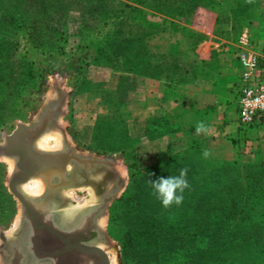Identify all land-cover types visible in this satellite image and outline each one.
Here are the masks:
<instances>
[{
    "label": "rangeland",
    "instance_id": "1",
    "mask_svg": "<svg viewBox=\"0 0 264 264\" xmlns=\"http://www.w3.org/2000/svg\"><path fill=\"white\" fill-rule=\"evenodd\" d=\"M17 1L23 25L9 24L0 34V143L18 122L36 116L59 87L64 94L61 130L76 151L119 164L126 180L120 197L131 194L126 191L137 170L130 165L144 169L145 140L127 137L142 97L141 78L150 76L153 85L162 81L171 89L193 79L197 70L213 72L222 50L264 38V0ZM244 129L251 141L243 152L212 154V164L238 161L243 166L238 178L230 172L229 181L216 185L222 199L211 206L221 210L212 221L215 228L184 229L180 241L157 237L147 222L122 214L119 197L101 225L111 242L99 241L107 255L115 254L116 264H264V120ZM5 159H0V232L14 230L20 217V204L7 187ZM71 191L88 199L92 193L90 188ZM69 197L65 208L75 204ZM228 200L243 206L224 214ZM209 207L189 205L186 212L207 213ZM166 219L160 224L170 231L174 221Z\"/></svg>",
    "mask_w": 264,
    "mask_h": 264
},
{
    "label": "water",
    "instance_id": "2",
    "mask_svg": "<svg viewBox=\"0 0 264 264\" xmlns=\"http://www.w3.org/2000/svg\"><path fill=\"white\" fill-rule=\"evenodd\" d=\"M63 104L64 94L58 87L57 95L45 102L36 116L26 123L18 122L12 132L4 136V141L0 143V158L12 161L7 187L20 204L19 222L27 223L32 231V248L37 261L35 264H77L82 259L91 260L88 253H95L99 257L96 264H109L107 254L99 246V241L104 244L111 242L105 235L100 220L125 189V175L116 161L103 156L82 154L69 144L61 130ZM55 129L62 134V146L56 149L39 146L38 142L43 135ZM51 177L53 182L49 180ZM32 179L42 184L43 191L49 185H54V189L64 193L66 203L60 207L54 206L48 211L35 207L32 199L33 195L38 194H29L24 190L25 183ZM79 188H90L94 194V200L78 212L87 215L86 222L92 221L91 226L97 232V237L90 246L71 241L82 227L63 228L48 217L51 213L60 214L62 208L71 204L72 200L65 191ZM21 223L18 224L19 227L16 226L15 231L21 227ZM85 225L86 223L83 227L87 234L89 227ZM5 233L0 232L3 245L0 255L2 264H9L10 236ZM46 257L51 258L52 263L43 262Z\"/></svg>",
    "mask_w": 264,
    "mask_h": 264
},
{
    "label": "crops",
    "instance_id": "3",
    "mask_svg": "<svg viewBox=\"0 0 264 264\" xmlns=\"http://www.w3.org/2000/svg\"><path fill=\"white\" fill-rule=\"evenodd\" d=\"M242 46L222 50L213 72L208 67L197 70L193 79L171 89L163 87L162 81L153 85L150 76L141 78L142 97L133 109L128 136L145 140L140 156L144 169L164 163L170 166L174 160L183 163L205 152L229 156L244 151L251 140L237 122L233 92L239 68L236 56ZM154 119L164 120L165 128L158 127L154 133ZM200 124L205 130L197 132Z\"/></svg>",
    "mask_w": 264,
    "mask_h": 264
},
{
    "label": "trees",
    "instance_id": "4",
    "mask_svg": "<svg viewBox=\"0 0 264 264\" xmlns=\"http://www.w3.org/2000/svg\"><path fill=\"white\" fill-rule=\"evenodd\" d=\"M19 3L20 1L17 0H0V34L1 31H5L7 29L6 27L9 26V24L12 26L18 23V25L14 26L17 28L18 26L20 27L23 25L24 16H21L18 9L20 7ZM162 122H164V120H152L151 127L154 133L157 131L158 127L160 129L165 128L166 123ZM154 123H156L155 127ZM127 137H129L128 134ZM109 150H116V148L112 147L109 148ZM212 157V154H208L207 156L204 154L201 156L193 155V157L183 163L182 161L176 163L174 160L170 166L166 163L158 164L155 167L145 168L142 171H138L137 165L132 163L130 168L137 170V173L136 177L133 178L132 185L126 191L127 194H131L124 195L116 200L117 204L120 203L124 206L121 207V209L123 208L122 214L126 216H137L136 220L139 222H147V224H149L148 226L152 227V229L156 231L154 233L155 236H171L175 238L176 241H180L184 229L191 230V228H193L194 230H197L199 227L215 228L212 221H214L216 217L221 214V210H218L215 206H211L214 204L213 201L221 202L220 199H222L221 192L216 190V185L218 182L229 181L231 176L227 173L230 172L236 171V177L238 178V168L241 167L242 169L243 166L240 165L238 161H220L216 162V164H212L214 163ZM206 163H209V165ZM178 164L180 168H175V165ZM206 165H208V169H206ZM212 168L216 169L214 170ZM181 169H187L186 179L189 184V187L184 191L183 203L179 206L174 204L168 208H164L153 193L150 181L155 180L159 176L166 177L168 175H178ZM197 182H201L202 185L197 187ZM240 199V201H243L242 195L240 196ZM204 202L205 204H210L207 213L189 214L186 212V210H189V205L202 204ZM241 204L242 202L238 204V202L232 203L228 200L224 203L222 211L224 214H231L232 211H237L239 207L243 206ZM130 210L131 212H128ZM240 210L242 211L243 207L240 208ZM216 214L218 216H216ZM167 216L172 217V220L174 221L170 231H164L163 226L160 224L162 221L167 220ZM224 218L225 217H223V219ZM151 222L154 224H151ZM137 227L138 225L134 228ZM218 232V228H216L213 234H220V232ZM193 234L194 233L191 235ZM210 235H212V233Z\"/></svg>",
    "mask_w": 264,
    "mask_h": 264
},
{
    "label": "bare ground",
    "instance_id": "5",
    "mask_svg": "<svg viewBox=\"0 0 264 264\" xmlns=\"http://www.w3.org/2000/svg\"><path fill=\"white\" fill-rule=\"evenodd\" d=\"M59 131L58 130H52L50 132H47L46 134L43 135V137L39 140L38 144L39 146L47 149H54L58 148L61 144V138L59 136ZM0 159H4L0 158ZM8 164H9V170H11L12 166V161L8 158L5 159ZM49 180H52V177L49 178ZM53 182V180L51 181ZM49 185V184H48ZM54 185H49L44 191H43V186L42 184L36 180L32 179L29 180L27 183L24 185V190L29 193V194H38V195H33V203L35 207H39L41 209L49 210L50 208L57 206L60 207L64 202L66 203L65 197L63 196L62 191H58L52 187ZM66 194L68 196H71L75 199V204H72L71 207L68 208H62L64 211L60 214L58 213H51L50 219L52 222L59 224L63 228H73L74 224L77 227H83L84 223L87 221V215L86 214H79L80 208H83L85 203L87 201L93 200L94 199V194L93 192L90 194V198H83L75 195L71 189L70 191H66ZM83 206V207H82ZM76 213V214H75ZM62 214V215H61ZM75 214V215H74ZM62 217H61V216ZM74 215V216H73ZM73 216V218H71ZM71 218V219H70ZM70 219V220H69ZM21 221L19 218H17L15 226H18L19 222ZM105 222V217L101 218L100 224L102 225ZM19 227V226H18ZM17 228V227H16ZM6 236H10V240L8 242V258L10 260L9 264H29L30 258L33 260L32 264H35L36 257L35 253L33 250V243L31 241V235L32 231L29 229L27 223H21V227L15 230H8L6 231ZM99 246L103 247L101 243ZM101 247V248H102ZM103 249V248H102ZM104 250V249H103ZM4 251L5 248H4ZM106 253V251H105ZM96 255L95 253H93ZM107 254V253H106ZM108 257V262L109 264H116V256L115 254L112 253V255H107ZM23 260V261H22ZM45 263H52V259L44 258L42 260ZM97 260H87L80 261V263L77 264H96Z\"/></svg>",
    "mask_w": 264,
    "mask_h": 264
},
{
    "label": "built area",
    "instance_id": "6",
    "mask_svg": "<svg viewBox=\"0 0 264 264\" xmlns=\"http://www.w3.org/2000/svg\"><path fill=\"white\" fill-rule=\"evenodd\" d=\"M242 45L236 56L239 68L233 92L237 122L244 128L264 120V38L245 39Z\"/></svg>",
    "mask_w": 264,
    "mask_h": 264
},
{
    "label": "clouds",
    "instance_id": "7",
    "mask_svg": "<svg viewBox=\"0 0 264 264\" xmlns=\"http://www.w3.org/2000/svg\"><path fill=\"white\" fill-rule=\"evenodd\" d=\"M204 125L200 124L196 131H204ZM208 155L207 152L204 153ZM187 169H181L178 175L159 176L150 181L151 188L164 208L172 205H181L184 200V191L189 187L186 179Z\"/></svg>",
    "mask_w": 264,
    "mask_h": 264
},
{
    "label": "flooded vegetation",
    "instance_id": "8",
    "mask_svg": "<svg viewBox=\"0 0 264 264\" xmlns=\"http://www.w3.org/2000/svg\"><path fill=\"white\" fill-rule=\"evenodd\" d=\"M87 225L89 227V229L87 231V234L85 232V228L82 227L81 228V231L79 233H77V235L75 234L76 237L71 240L72 242H74V243L77 242V243H80V244H85V246H90V245L93 244L94 239L97 237V232L91 226L92 225V221L86 222V225L85 226H87ZM74 227H77V226H75V224H74ZM86 253H88V252H86ZM88 254L91 255V257H90L91 260H95L96 259L97 260V263H98V259H99L98 256L94 255L93 253H88ZM80 255H81V253H80ZM46 258H48V257H46ZM32 261L33 260L30 258L29 264H32ZM22 264H23V262H22Z\"/></svg>",
    "mask_w": 264,
    "mask_h": 264
}]
</instances>
